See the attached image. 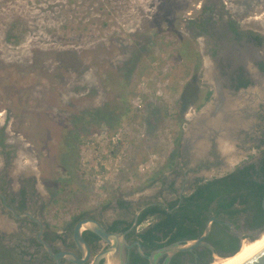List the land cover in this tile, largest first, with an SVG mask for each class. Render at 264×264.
<instances>
[{
	"label": "rangeland",
	"instance_id": "rangeland-1",
	"mask_svg": "<svg viewBox=\"0 0 264 264\" xmlns=\"http://www.w3.org/2000/svg\"><path fill=\"white\" fill-rule=\"evenodd\" d=\"M162 1L0 0V117L5 115L6 118L4 126L0 127L30 141L40 155L41 171L54 172L66 180L64 201L60 200L58 205L53 203L46 211L47 223L58 231L82 213L121 217L122 212L116 207L119 198L145 201L147 196L155 198L163 194L165 185L157 181L173 178L175 166H169L181 160V141L179 144L178 141L182 134L192 133L189 121L198 119L203 123L200 115L204 108L198 111L197 105L211 89L208 83L216 79L202 64L190 72L174 64L172 52L158 47L156 60H148L146 66L129 79L132 85L131 114L116 131L107 128L86 137L87 131L92 130L85 125L92 121L86 112L106 109L113 102L118 104L122 82L131 68L130 61L144 45L147 28ZM179 1L185 2V7L171 12L162 29L177 30L183 40L190 41L200 53L202 47L198 39L201 38L195 39L196 33L187 20L199 16L201 8L216 7L223 19L231 17L246 31L264 32V0ZM130 35L144 36L134 42ZM167 41H170L169 37ZM108 77L112 79L109 87L105 86ZM160 81L167 88L164 98L156 96ZM190 81L194 82L192 86H188ZM142 83H147V87L142 88ZM188 87L190 93L200 99L187 103L186 112L178 120L176 103ZM138 96L143 99L141 111L135 110L132 104ZM241 96L242 99L230 101L228 108L226 103V109L218 113L220 118L211 117L205 124L218 128V120L224 118V121L232 122L225 116L240 110L241 115L233 118L237 120L236 126H253L256 132L264 133V108L256 105L258 95L249 91ZM215 106H209L207 115L217 111ZM106 114L109 115L106 123L111 127L113 116L109 112ZM162 118L166 119L160 122ZM65 127H69L68 131ZM70 128H74V132ZM119 131H122L124 146L114 152V157L117 153L122 157L120 172L113 171L98 179L95 172L86 171L89 168L85 165L100 152L99 147L87 148V140L96 133L113 135ZM71 134L82 137V143L75 142ZM71 140L74 145L80 144L78 157L71 146L65 149ZM231 141L225 144L235 148V156L230 159L235 161H229V165L237 164L235 168L258 154L254 143ZM104 152L103 147L101 153ZM202 158L201 154L197 157L198 161ZM93 161L97 163L98 159ZM145 164L154 170L142 173L141 167ZM228 173L224 165L202 173L200 177L208 180L211 174L219 178ZM182 176L180 173L175 176L179 179L178 185L183 181ZM108 201L111 205L105 208Z\"/></svg>",
	"mask_w": 264,
	"mask_h": 264
},
{
	"label": "flooded vegetation",
	"instance_id": "flooded-vegetation-1",
	"mask_svg": "<svg viewBox=\"0 0 264 264\" xmlns=\"http://www.w3.org/2000/svg\"><path fill=\"white\" fill-rule=\"evenodd\" d=\"M187 23L196 33L195 39L203 38L198 39L202 47L201 53L198 49L196 50L203 58L201 63L204 65V70L207 69L208 73L216 79L213 83L207 82L213 93L208 104L212 100L223 98L228 106L230 101L242 99V94H248L251 91L258 95L259 102H256V105L259 104L261 108H264V32L246 31L244 26L236 23L231 17L223 19L216 7L201 8L199 16L189 18ZM207 60L209 62H206ZM247 82H250V85L246 88L243 85ZM197 121H189L190 130L197 137L203 134L205 139L196 143L197 140L195 142L192 141L193 139L186 140V133L182 134L180 138L181 160L176 163L172 171L173 178H163L157 181L165 185L166 190L163 194L155 198L147 196L148 200L145 201L141 198L130 201L122 199L126 205H129V208L121 209L119 202L117 203L116 207L122 212L121 217L109 218L93 213L80 214L81 218L78 221L74 222V218L62 231L53 228L46 221V211L54 203V196L43 180L42 164L36 148L22 135L9 134L5 127H0V264H56L46 247L41 244L39 236L55 254L67 252L83 259L74 240V230L80 222L85 220L99 222L108 233L126 234V240L132 249H125L124 261L129 258V264H145V262L149 264L141 256L135 244L140 243L144 254L148 256L157 251L145 249L141 239L137 236L157 219L152 217L145 224L134 227L136 222L139 223L143 212L149 207H160L167 212H172L169 210L172 203H178L174 208L177 210L184 202V197L195 191L198 182L207 181L200 177L202 173L227 166L229 159L235 156L234 147H231V157L228 159L223 152L220 143L223 136L218 131L220 128L211 127L210 124L202 125ZM226 123V128L223 129L227 134L225 139L231 133L235 135L226 143L230 144L231 140L242 144L248 141L254 143L258 147V154L253 156L249 163L259 166L264 159V133L256 132L253 126L244 128L234 123ZM229 126L230 128H227ZM254 133L258 135L255 136ZM197 146L201 149L200 153L197 151ZM200 154L203 156L202 161L197 159ZM29 159L33 164L28 165ZM179 173L183 175L181 185H178L179 179L175 178ZM193 176L194 180L191 181ZM216 210L217 204H212L204 215L207 218L204 232L209 222L216 219L210 236L205 240L214 248V251L206 247L197 248L182 257L181 264H213L217 255L220 257L233 255L231 252L233 247L240 248L243 243L245 245L247 241L254 240L252 235L264 231V224L254 225L252 220L255 216L254 212L231 219L225 214L217 217ZM163 217L167 219L168 216ZM117 222H123V225L116 226ZM196 223L194 221V226L199 228L200 225ZM83 237L91 249V258L85 264H93L96 256L106 251L109 246L91 232H84ZM231 237L234 241L230 239ZM164 261L165 258H162L158 264H164ZM106 262L103 260L101 264H106ZM61 264L75 263L62 259Z\"/></svg>",
	"mask_w": 264,
	"mask_h": 264
},
{
	"label": "trees",
	"instance_id": "trees-1",
	"mask_svg": "<svg viewBox=\"0 0 264 264\" xmlns=\"http://www.w3.org/2000/svg\"><path fill=\"white\" fill-rule=\"evenodd\" d=\"M185 5V2L182 3L179 0H163L160 3L157 13L151 19L150 25L145 33L146 39H144V45L136 52L133 59L130 61L131 68L126 75L127 79L122 82L123 91L118 97V104L113 102V105H111V107H106V109L103 107L91 109L86 112L92 120L85 123L86 126L92 129L91 131H87L86 137L97 131L107 130V128H110L111 131H116L117 128L122 125V122L131 114L130 97L132 96V85L129 79H131L133 75H136L139 69L144 68L148 60H156L155 51L158 47L164 51H171L173 63L179 64V66L184 67L186 70H189V72L191 70L195 71L201 66V56L199 52L193 48L190 41H184L177 30L166 31L162 29V24L171 12L176 13L179 9L184 8ZM193 25H195V23H193ZM143 36L144 35H130L129 37L134 42H137ZM168 37L170 41H167ZM111 80V77L106 78L105 86L109 87ZM193 84L194 82L190 81L188 86H192ZM249 85L250 82H247L243 86L247 88ZM189 90L190 87L186 88L182 98L176 103L175 117L178 120H181L183 114L186 112V104L190 103L193 99L196 100L199 98L191 94ZM212 94L210 90L205 92L203 99H201V103L197 105L198 111L211 100ZM106 112H109L111 116H113L114 122L111 127L106 123V120L109 119V115H107ZM165 117H168V115L166 114ZM165 119L166 118H162L160 122ZM68 129L69 127H65V130L68 131ZM70 130L74 132V128H70ZM71 135L73 136L71 138H73L75 142L81 141L80 143H82L83 139H81L82 137L80 138L78 134ZM74 141L71 140L72 143H68L65 149L68 150L71 146V149L77 151L76 156L78 157L80 144L74 145ZM179 142L180 139L178 144ZM174 166L175 164L172 163L169 167L173 168ZM42 173L46 187L54 196V204L58 205L60 200L64 201L63 196L66 194L67 182L54 172L51 173L43 169ZM152 180L154 181L156 179L153 178ZM71 191L74 192L73 190ZM263 198L264 159L259 166L246 161L225 176L198 182L195 191L191 195L184 197V202L177 210H174V208L178 203H172L169 206V210L172 212H167L160 207H149L143 212L138 225L145 224L152 217L157 220L137 236L141 239L143 247L150 251L162 249L177 242L198 240L204 233L205 222L207 221V218L204 217L205 211L208 210L212 204H217V217L220 214H225L233 219L249 212H254L255 216L252 219L254 225L260 226L264 224ZM117 200L121 209L129 208V205H126V202L122 199L119 198ZM110 205L111 201H108L105 208H108ZM166 215L168 217L164 219L163 216ZM80 218L81 216L75 217L74 222L78 221ZM194 221L197 222V225H200L199 228L194 226ZM117 225H123V222H117L116 226ZM216 227L218 226L216 225ZM230 239L234 241L232 237ZM209 240L211 241L212 239L210 238ZM239 249L238 247H233L231 252L235 254ZM188 254L190 253L179 254L173 259L171 264H181L182 257ZM193 261L194 260H192V262Z\"/></svg>",
	"mask_w": 264,
	"mask_h": 264
},
{
	"label": "water",
	"instance_id": "water-1",
	"mask_svg": "<svg viewBox=\"0 0 264 264\" xmlns=\"http://www.w3.org/2000/svg\"><path fill=\"white\" fill-rule=\"evenodd\" d=\"M217 102L220 104L217 105ZM210 105H214V106L217 105V106H215V109H217V111L216 112L213 111L214 113H212L213 115H211V116L209 113L207 115V112L209 111ZM225 107H226V101L223 98H218L215 102H211L207 107H204V109L200 115L201 119L203 117V120L200 119V121L203 122L202 125L205 124V121H208L207 119H210L211 117L220 118L219 117L220 115L218 113H220L221 109H224ZM227 108H228V106H227ZM223 115H224V113H223ZM226 117L229 119L234 118L232 113L225 116V118ZM224 120H225L224 118L223 119L221 118V120H218V122L220 123V125H218V128L221 127V123H222V129L220 128L221 130H218L222 134V136H224L226 133V130H223V129L226 128V125H227L226 122H228V121H224ZM218 122H217V124H218ZM229 123H232V122L230 121ZM192 136H193V138H192ZM196 136L197 135H195L194 133H189V134H186L185 139L186 140H192V139L196 138ZM198 136L199 137L196 138L197 139L196 143L202 142L205 139V136L203 134L198 135ZM197 151H198V149H197ZM236 166H234V167H228L227 166L228 172L231 173L232 170ZM214 178H216V177L213 174H211L209 176L208 180H212ZM262 207L264 209V198H263V202H262ZM214 222H216L215 218L209 222L203 236L200 239L195 240V241L174 243L172 245H169L167 247H164L162 249L155 251L150 256L144 254V252L142 250V246L140 243H137L135 245L138 246V249H139L141 256L143 258H145L149 262V264H158L159 260L162 258H165L164 264H171L173 258L180 253H191L195 249L201 248V247H206V248L210 249L211 251H214V248L205 242V240L210 236V233L212 230V225ZM137 225H138V223L136 222L134 227H136ZM231 228L234 229L232 226H231ZM86 231L93 233L94 235L99 237L104 243H106L109 246L106 251L99 253L96 256L93 264H101V262L103 260L107 261L106 264H129V262H130L129 258L126 259V261H124L125 249H129V250L132 249V247L128 244V242L126 240V234L122 235V234H116V233H108L99 222L94 221V220L82 221L76 226V228L74 230V240H75L76 244L78 245V247L82 253L83 259H79L76 255H74L72 253H67V252L55 254L53 252V250L51 249V247L46 242H44L42 240L41 236H39V240H40L41 244L46 247V250L48 251L49 255L55 260L56 264H61L62 259H67V260H69L75 264H85L91 258V249L83 237L84 232H86ZM263 235H264V231L261 233H257L255 235H252L254 237V240H250L249 242L257 241L258 239L262 238ZM243 244L241 245V247L237 253L230 255L228 257H220L217 255L216 260H225V259L235 257L237 254H239L241 252V250L243 248ZM245 264H264V251L261 252L260 254H258L257 256H255L253 259H251L250 261H248Z\"/></svg>",
	"mask_w": 264,
	"mask_h": 264
},
{
	"label": "built area",
	"instance_id": "built-area-1",
	"mask_svg": "<svg viewBox=\"0 0 264 264\" xmlns=\"http://www.w3.org/2000/svg\"><path fill=\"white\" fill-rule=\"evenodd\" d=\"M142 88L147 87V83H142ZM157 92L156 96L158 98H164L165 93L167 92L166 85L160 81L157 83ZM133 107L135 110H142L143 109V99L141 96H138L133 99L132 101ZM87 148H97L99 147L98 151L95 156L91 157L88 163H86L85 167L89 168L86 171L88 172H95L98 176V179L104 178L103 175L112 173L113 171L119 173L120 172V165L122 157L120 154L117 153L116 157H114V152L119 149L120 147L124 146V140L122 138V131L117 132L116 134H109V133H96L92 137L87 140ZM104 147V153H101V149ZM108 151L106 152V150ZM123 151V150H122ZM97 158L98 162H94L93 159ZM154 166V165H153ZM152 166V167H153ZM120 167V168H119ZM151 169V165L145 164L141 167L142 173H147L148 171H153ZM108 180V179H107ZM98 182V180H97ZM100 182V181H99ZM98 184V183H97Z\"/></svg>",
	"mask_w": 264,
	"mask_h": 264
},
{
	"label": "bare ground",
	"instance_id": "bare-ground-1",
	"mask_svg": "<svg viewBox=\"0 0 264 264\" xmlns=\"http://www.w3.org/2000/svg\"><path fill=\"white\" fill-rule=\"evenodd\" d=\"M230 104H231V102H230ZM239 108V107H238ZM240 113V110H237L234 114H233V117H235L236 115H238ZM241 113H242V111H241ZM241 113H240V115H241ZM239 115V117H241ZM227 116V115H226ZM5 115H3L2 117H0V124H4L5 123ZM230 120V119H229ZM210 122V121H209ZM232 123H234V124H238L237 123V120L236 119H232ZM242 123V122H241ZM220 123L218 122V125H219ZM229 124H231V123H229ZM233 125V124H232ZM239 126V125H238ZM241 126V125H240ZM231 127H233V126H231ZM227 128H230V126L229 127H227ZM233 130V129H232ZM227 132H229V131H227ZM225 135H227V134H225ZM224 135V136H225ZM222 137V140H221V145H222V150H223V152L226 154V156H227V159L229 158V157H231V155H230V153H231V150H232V146H230V145H226L225 143L227 142V140H229V139H231V138H234L235 137V135L233 134V133H231V134H229L228 135V137H227V139H225L226 138V136L225 137ZM199 137V136H198ZM197 136H196V138H198ZM192 138H193V136H192ZM191 138V139H192ZM196 138H194L192 141H194L195 142V140H197ZM202 145V144H201ZM224 145V146H223ZM27 146V145H26ZM197 149H198V151H199V153L201 152V149L197 146ZM234 154V153H233ZM234 156V155H233ZM226 158V157H225ZM229 161L230 162H232V161H235V160H230L229 159ZM30 164H33L32 163V161L29 159V162H28V165H30ZM230 163H228L227 164V166L229 165ZM237 164L235 163V164H233V166L232 165H229L228 167H234V166H236ZM264 251V235H263V237L262 238H260V239H258L257 241H254V242H247L245 245H243V248H242V250H241V252L239 253V254H237L235 257H233V258H229V259H225V260H216L215 262H214V264H245V263H247L248 261H250L251 259H253L255 256H257L258 254H260L261 252H263Z\"/></svg>",
	"mask_w": 264,
	"mask_h": 264
}]
</instances>
